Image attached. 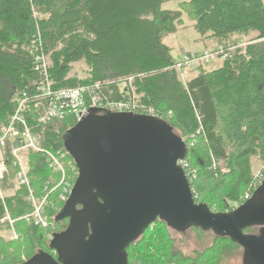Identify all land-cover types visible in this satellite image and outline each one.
I'll return each instance as SVG.
<instances>
[{"label": "trees", "instance_id": "16d2710c", "mask_svg": "<svg viewBox=\"0 0 264 264\" xmlns=\"http://www.w3.org/2000/svg\"><path fill=\"white\" fill-rule=\"evenodd\" d=\"M168 1L0 0V121L14 112L16 94L35 93L37 46L50 55L54 89L100 83L106 100L134 98L152 107L186 142L195 141L183 166L196 200L216 211H229L264 181L254 173L252 162L256 155L264 167V0H179L175 10L163 7ZM183 12L191 15L202 39L211 40L213 49H222L221 57L226 55L216 68L208 70L200 64L198 74L186 82L180 79L172 48L165 42L182 26ZM247 38L246 46H240ZM78 61L89 68L85 78L70 75ZM130 77L128 90H122L119 83ZM27 117L42 145L49 148H64L67 131L77 123L70 111L44 123L34 109ZM65 162L76 165L71 155ZM29 163L31 187L43 197L53 186L46 189L54 174L36 152L29 153ZM3 172L2 187L13 191L6 206L17 219L22 239L2 235L6 210L0 199V264H23L41 252L52 253L49 234L54 237L65 231L69 223L54 232L21 219L33 205L27 199L28 188L13 182L16 168L8 151ZM72 179L75 182L77 176ZM58 193L52 192L47 204V213L55 220L65 206ZM168 227L158 220L132 243L130 264H210L203 257L216 247V264H222L234 249L242 248L215 234L210 248L188 258L174 251ZM15 242L21 247H12Z\"/></svg>", "mask_w": 264, "mask_h": 264}, {"label": "water", "instance_id": "95a60500", "mask_svg": "<svg viewBox=\"0 0 264 264\" xmlns=\"http://www.w3.org/2000/svg\"><path fill=\"white\" fill-rule=\"evenodd\" d=\"M99 111L65 135L78 175L56 218L69 219L51 240L56 255L41 252L23 264H130L129 247L158 220L227 236L243 248V264H264V181L235 209L213 211L196 200L182 164L189 147L165 119ZM253 227L259 233L247 232Z\"/></svg>", "mask_w": 264, "mask_h": 264}, {"label": "built area", "instance_id": "2783aa9c", "mask_svg": "<svg viewBox=\"0 0 264 264\" xmlns=\"http://www.w3.org/2000/svg\"><path fill=\"white\" fill-rule=\"evenodd\" d=\"M240 46L245 45L241 43ZM222 52V49L208 48L202 52L185 54L176 61L175 68L180 74L186 76V74L197 69L200 64L216 62L218 57L223 60L226 55L221 57L220 54ZM34 56L36 62L35 70L38 74L33 82L35 93L30 94L27 91H23L16 94L14 112L10 114L7 120L0 121V157L5 168V152H9L12 166L16 168L14 177L16 186L27 187L30 191L27 199L32 203L33 210L29 214L22 216L21 219L29 224L44 228L54 224L55 219L54 216L44 215L45 206L50 202L49 195L58 191V201L60 204L66 203L75 184L72 178L78 175V168L71 163V171L66 170L65 161L70 153L65 147H59L58 149L42 145L39 136L34 133L29 124L28 113L33 109L36 110L40 115V122L43 123L54 117L63 116L67 111L75 115L77 122L96 109H100L101 111L98 113L102 114L105 111L132 112L152 116H158V114L152 107L141 105L134 98L106 100L100 93V83L95 86L87 85L54 89L50 73L52 66L50 55L45 51L38 50V47L35 46ZM132 79L130 77L128 80L120 82V88L128 90ZM31 151L40 154L54 174L52 179L47 182L46 189L51 185L53 186L43 197H38L35 190L31 187V167L29 163V153ZM257 176L260 181L264 180V167ZM253 189H257V185L247 191L245 201L252 197ZM2 202L6 213L1 218V223L8 226L13 231V238L17 239L18 234L15 229L17 219L11 216L6 206V199L2 200ZM51 205L56 210H59L56 203H51ZM51 236L53 238V234H50Z\"/></svg>", "mask_w": 264, "mask_h": 264}, {"label": "rangeland", "instance_id": "374dc122", "mask_svg": "<svg viewBox=\"0 0 264 264\" xmlns=\"http://www.w3.org/2000/svg\"><path fill=\"white\" fill-rule=\"evenodd\" d=\"M163 7L166 9H174V10L178 9L179 0H170L168 2H165ZM193 24H194V21L192 20L191 15L187 12H183L182 26L179 27V30L176 33L171 34L165 40V42L172 48V56L174 60L176 61L181 59L183 55L191 53V52L198 53L208 48H216L215 44H210L211 46H208L205 48L206 41L202 39V36L194 28ZM248 40H249L248 38L243 39L241 43H243L246 46V44L248 43ZM222 62H223L222 58L218 57L216 62H213L210 64L205 63L203 64V66L209 70V69H213V68L220 66ZM72 66H73V69L70 75H78L80 78H85L89 75V72H88L89 68L87 64L85 63V61H78L76 63H73ZM198 72L199 71L195 69L191 73L186 74V76H183L180 73H179V76L182 81L186 82L193 75L198 74ZM187 143H188V147L195 145V141L193 140L190 143L189 142ZM2 162L3 161L1 160V157H0V179L4 176L3 171L5 170L4 165H2L3 164ZM252 162H253V171L257 175L262 170V167H263L262 161L259 159L258 156L255 155L253 156ZM71 163L72 162H69V164H67L65 162V166L67 164L68 167H72ZM66 170H68L67 166H66ZM13 182L15 184V179L13 180ZM12 192H13L12 190H8V189L5 190L2 187L1 182H0V199L1 200L6 199V197L9 194H12ZM212 210L216 211L215 209H212ZM46 214H48L47 206H45L44 215L46 216ZM68 223H69L68 219H64V220L61 219L60 221L55 220L54 224H52L49 227H44V228L46 229L51 228L52 230H54V232H60L64 230L65 225H67ZM154 224L151 225V228H153ZM4 227H5V230H3L1 233L5 238H7L8 240L22 239L20 233H18L16 229V225H15V229L18 234L17 239L13 238V231L10 230L8 226L4 225ZM253 228H254L253 230H248V232L252 231L254 233H259V227H253ZM167 232L168 234L167 233L166 234L167 236H169V238L172 241V246H173L174 251L175 252L180 251L183 256H187L188 258H192V259L198 256L199 252L205 251V249L210 248L213 245L215 241V237H216L214 232L204 231V230L200 231L198 230V228H190L184 232H180L171 227H168ZM48 239L49 240L53 239L52 236L50 237V234H49ZM12 247L19 248L21 246H18V242H15L12 244ZM218 252L219 251L217 250V247H216L214 248V250H209L203 258L204 259L206 258L207 260H209L210 264H216V260L218 258ZM52 253L56 255L53 250H52ZM243 253H244L243 248L234 249V251L228 255V257L225 259V261L222 262V264H243V257H244Z\"/></svg>", "mask_w": 264, "mask_h": 264}, {"label": "crops", "instance_id": "0c3cea01", "mask_svg": "<svg viewBox=\"0 0 264 264\" xmlns=\"http://www.w3.org/2000/svg\"><path fill=\"white\" fill-rule=\"evenodd\" d=\"M205 41H206L205 48L208 46H211L210 44H213V42L211 40H205Z\"/></svg>", "mask_w": 264, "mask_h": 264}, {"label": "flooded vegetation", "instance_id": "af4514ba", "mask_svg": "<svg viewBox=\"0 0 264 264\" xmlns=\"http://www.w3.org/2000/svg\"><path fill=\"white\" fill-rule=\"evenodd\" d=\"M78 208H81V206H78ZM68 221H69V219H68Z\"/></svg>", "mask_w": 264, "mask_h": 264}]
</instances>
